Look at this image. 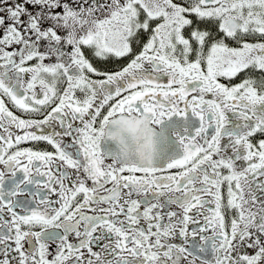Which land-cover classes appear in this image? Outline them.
<instances>
[{
  "label": "snow or ice",
  "instance_id": "6c2138e0",
  "mask_svg": "<svg viewBox=\"0 0 264 264\" xmlns=\"http://www.w3.org/2000/svg\"><path fill=\"white\" fill-rule=\"evenodd\" d=\"M0 264H264V0H0Z\"/></svg>",
  "mask_w": 264,
  "mask_h": 264
}]
</instances>
